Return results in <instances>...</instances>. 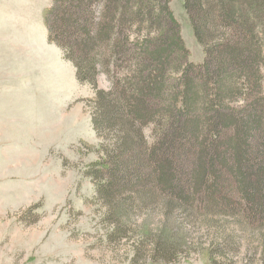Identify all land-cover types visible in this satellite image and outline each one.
Instances as JSON below:
<instances>
[{
  "label": "rangeland",
  "instance_id": "obj_1",
  "mask_svg": "<svg viewBox=\"0 0 264 264\" xmlns=\"http://www.w3.org/2000/svg\"><path fill=\"white\" fill-rule=\"evenodd\" d=\"M169 7L189 62L202 71L206 55L184 0ZM222 32L211 34L213 47ZM105 55L94 84L78 81L56 45L30 60L0 61V264H264V210L241 195L231 174L222 172L212 201L205 189L190 191L185 202L157 189V164L136 155L140 145L148 151L165 141L159 117L128 126L125 116L96 133V90L115 92L108 70L121 79L118 62ZM168 83L177 85L171 77ZM125 136L134 145L120 153ZM114 157L127 171L105 198L99 184Z\"/></svg>",
  "mask_w": 264,
  "mask_h": 264
},
{
  "label": "trees",
  "instance_id": "obj_2",
  "mask_svg": "<svg viewBox=\"0 0 264 264\" xmlns=\"http://www.w3.org/2000/svg\"><path fill=\"white\" fill-rule=\"evenodd\" d=\"M169 2L52 0L44 13L48 42L73 63L81 83H93L102 55L118 62L121 79L107 71L117 84L116 96L113 90H96V133L101 135L125 116L128 126L154 123L159 117L157 124L167 128L165 141L148 151L140 145L142 153L136 155L157 164L153 172L158 190L185 202L190 191L205 189L212 201L223 172L232 175L241 195L255 198L264 210V0H184L195 39L206 55L202 71L189 62ZM216 30L224 32L213 47ZM152 33L157 39L150 40ZM169 77L177 85L170 86ZM120 145V153H129L134 144L125 136ZM122 163L114 157L108 165L109 178L99 184L105 198L114 179L127 171Z\"/></svg>",
  "mask_w": 264,
  "mask_h": 264
},
{
  "label": "crops",
  "instance_id": "obj_3",
  "mask_svg": "<svg viewBox=\"0 0 264 264\" xmlns=\"http://www.w3.org/2000/svg\"><path fill=\"white\" fill-rule=\"evenodd\" d=\"M51 4L52 0H0V61L30 60L38 50L53 46L44 20Z\"/></svg>",
  "mask_w": 264,
  "mask_h": 264
}]
</instances>
